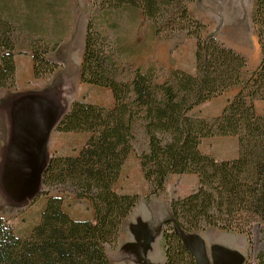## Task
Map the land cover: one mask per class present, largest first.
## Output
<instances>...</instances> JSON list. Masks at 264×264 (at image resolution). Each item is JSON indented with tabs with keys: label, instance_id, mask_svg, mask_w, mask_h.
I'll return each instance as SVG.
<instances>
[{
	"label": "trees",
	"instance_id": "16d2710c",
	"mask_svg": "<svg viewBox=\"0 0 264 264\" xmlns=\"http://www.w3.org/2000/svg\"><path fill=\"white\" fill-rule=\"evenodd\" d=\"M192 0H94L106 27L116 26L120 11L144 16L153 40L185 30L196 40L195 70L172 69L158 80L153 66L136 68L129 81L117 78L119 56L97 19L89 18L80 63L82 83L108 87L114 104L105 106L74 100L57 122L64 132H87L76 154H52L41 173L46 204L39 221L26 236H18L0 215V264H110L107 246L116 245L123 220L143 197L159 196L171 174L194 173L197 188L170 198L171 216L163 221V264H198L183 234L216 227L238 232L253 243L259 235L254 264H264V114L255 100H264V0H254L252 23L261 57L248 77L247 59L220 42L204 36L206 24L190 14ZM18 27L0 6V88L16 84L14 33ZM56 47H32L35 77L53 72L57 65L45 54ZM233 87L220 114L206 118L195 114L202 103ZM140 122L148 148L139 154L149 190L120 193L115 183L132 149L133 129ZM211 136H235L238 154L217 159L200 149ZM45 187L71 192L90 201L94 219H74L63 209L61 191L52 195Z\"/></svg>",
	"mask_w": 264,
	"mask_h": 264
},
{
	"label": "rangeland",
	"instance_id": "374dc122",
	"mask_svg": "<svg viewBox=\"0 0 264 264\" xmlns=\"http://www.w3.org/2000/svg\"><path fill=\"white\" fill-rule=\"evenodd\" d=\"M253 3L254 0H192L189 4L190 14L206 24L204 36L215 35L220 42L246 57L244 77H248L257 67L261 57L258 37L252 23ZM0 6L8 11L10 19L18 27L14 33V58L15 54L28 52L32 57V47L41 50L43 46L51 47L56 44L54 49L45 54L50 62L57 65L53 72L41 77L34 76L28 81L26 78L31 72V58L23 57L18 64L19 81L9 89L14 90L17 86L19 90H26L27 86L30 87V92L40 100H49L52 103L57 115L68 111L74 100L105 106L114 104L112 92L108 87L80 81L86 26L92 17L101 24L100 28L109 36L119 56L118 79L129 81L136 68L147 69L150 66L156 69L158 80H164L174 68L188 72L195 70V38L189 37L185 30H180L166 38L153 40L149 22L138 13L122 10L116 26L106 27L96 12L94 0H0ZM2 89L6 88H0ZM232 90L234 87L225 94L229 96L226 101L223 96L206 102L196 108L195 114L206 118L220 114L227 100L237 92ZM255 108L257 113L264 114V100H255ZM133 132L135 138L132 141V149L115 188L120 193L136 192L143 196L148 192L149 186L142 174L139 154L148 148V137L140 122L135 123ZM71 135L62 134L51 142L55 144L59 155L81 146L79 139ZM200 149L219 160L231 159L238 154V139L235 136L206 137L202 140ZM1 181L0 175V187ZM197 186L198 177L194 173L171 174L164 192L159 196H151L149 200L142 197L136 208L142 220L138 225L141 234L155 238L160 221L171 216L170 198L184 196L194 191ZM39 187L41 189L42 185ZM45 189L52 195L63 191L62 195L67 200L66 207L75 205L81 214H88V203L76 199L73 193L66 192L64 187L61 190L51 187ZM36 194L27 206L14 211L17 208L15 206L19 205L17 201L16 205L9 207L8 202H11V199H6V196L3 197L0 193V215L11 223L18 236L28 235L40 219L46 197H36ZM251 238L252 245L245 234L216 227L183 234L184 242L195 253L198 264H254L258 233L254 232ZM157 241L158 238L153 242L150 254L154 261L160 260L164 254L161 246V250H157ZM107 253L110 264H141L145 254L148 255L145 250L127 249L121 239L115 246L108 245Z\"/></svg>",
	"mask_w": 264,
	"mask_h": 264
},
{
	"label": "crops",
	"instance_id": "0c3cea01",
	"mask_svg": "<svg viewBox=\"0 0 264 264\" xmlns=\"http://www.w3.org/2000/svg\"><path fill=\"white\" fill-rule=\"evenodd\" d=\"M23 57L31 58V72L26 79L31 81L34 78L33 61L30 52L15 54L16 85L20 76L18 64ZM29 88L30 87L27 86V88H25L26 90H19L16 86L14 90H10L9 88L0 90V175L2 178L0 193L2 194L1 196H6V199H11V202H8L9 207L16 205L17 201L19 205L15 206L17 208L14 211H18L27 206V203L40 189L41 173L49 156L53 153L59 154L55 144L51 142H54L58 137L62 136V134L69 133L72 134V137L78 138L82 143L81 146H79L80 148L89 136L87 132H64L55 130V125L63 113L57 115L49 100H40V98L30 92L32 90ZM237 90L238 89L234 87L232 91L236 92ZM229 91H231V89ZM226 93L227 91L206 102L221 98L225 96ZM227 97L229 96H225V101ZM52 144H54V146H52ZM79 148H73L65 154L62 153V155L73 154L79 150ZM126 160L122 166L120 175ZM119 177L115 186L119 181ZM123 192L128 191L123 190ZM142 201L144 200L142 199ZM82 202H87L89 205L87 215L81 214L75 205L66 207V198L63 199V209L74 219L93 220L94 210L92 204L85 199H83ZM137 206L138 204L123 220L120 226L118 241L119 239L124 241V245L127 249L145 250L148 255L145 254L141 264H163L165 259L164 254L161 256V259L157 261H154L150 254L153 250L152 244L156 238H158L156 245L157 250H161L159 246L162 247V226L166 218L160 221L155 238L144 237L138 226L142 220H140L141 217L138 212H136Z\"/></svg>",
	"mask_w": 264,
	"mask_h": 264
}]
</instances>
